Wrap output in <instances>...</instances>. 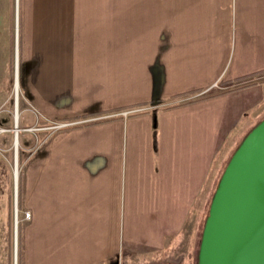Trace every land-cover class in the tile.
Here are the masks:
<instances>
[{"label": "crops", "instance_id": "crops-1", "mask_svg": "<svg viewBox=\"0 0 264 264\" xmlns=\"http://www.w3.org/2000/svg\"><path fill=\"white\" fill-rule=\"evenodd\" d=\"M262 120L264 0H0L17 264H176Z\"/></svg>", "mask_w": 264, "mask_h": 264}, {"label": "water", "instance_id": "water-1", "mask_svg": "<svg viewBox=\"0 0 264 264\" xmlns=\"http://www.w3.org/2000/svg\"><path fill=\"white\" fill-rule=\"evenodd\" d=\"M198 264H264V120L242 140L221 174Z\"/></svg>", "mask_w": 264, "mask_h": 264}, {"label": "rangeland", "instance_id": "rangeland-1", "mask_svg": "<svg viewBox=\"0 0 264 264\" xmlns=\"http://www.w3.org/2000/svg\"><path fill=\"white\" fill-rule=\"evenodd\" d=\"M14 100L16 101L17 108V101H19V97L16 93L14 94ZM88 119L89 118H78L62 123H81L84 120ZM55 124L58 123L51 122V130L54 129L53 126ZM48 127L49 126H41L39 127V129H43L40 131L46 133L49 132ZM0 130L2 129L0 128ZM0 134V264H17V255L15 253V197L14 194H12V191L14 182L16 180V169L20 174L22 166L20 164L17 165V157L15 155L16 153L18 154L19 151L17 149L16 152L13 145V134L11 135L7 132H1ZM8 135L10 136V138L6 137V139H3ZM7 144L9 149L2 151L4 149L3 147H5V145ZM221 174L218 176V178H220ZM10 190L11 196L9 197L7 192H9ZM210 203L211 199L203 200V205L205 206L203 207L202 215L200 217H195V219H191V221L189 222L187 229L184 231L185 238L181 243H179V255L177 256L178 261L176 264H198L200 240L205 219L208 215ZM26 212L29 211H23L21 213L18 211L17 218L19 221H21L22 218L25 220H29L31 218V215L29 218L25 217ZM18 264H20V258L18 260Z\"/></svg>", "mask_w": 264, "mask_h": 264}, {"label": "built area", "instance_id": "built-area-1", "mask_svg": "<svg viewBox=\"0 0 264 264\" xmlns=\"http://www.w3.org/2000/svg\"><path fill=\"white\" fill-rule=\"evenodd\" d=\"M213 88H220V85H218V83H216L214 86H213ZM212 88H209L208 90H206V92H204V93H202V95L203 94H205V93H207L208 91H210ZM137 111H139V109H135V110H126V111H124V112H122L121 113V115H123V116H128L129 114H131V113H133V112H137ZM102 119V117H93V118H89L88 120H84L83 122H81V123H58V124H55L54 126H53V128H55V129H62V128H66V127H69V126H73V125H81V124H87V123H91V122H96V121H99V120H101ZM30 212H26L25 213V217L26 218H29L30 217Z\"/></svg>", "mask_w": 264, "mask_h": 264}, {"label": "bare ground", "instance_id": "bare-ground-1", "mask_svg": "<svg viewBox=\"0 0 264 264\" xmlns=\"http://www.w3.org/2000/svg\"><path fill=\"white\" fill-rule=\"evenodd\" d=\"M16 94H17V92H18V84L16 83ZM17 116V117H16ZM15 117L16 118H18V112L16 113V115H15ZM16 145H17V143H16ZM17 147V146H16ZM16 152H17V149H16ZM17 178H18V171H17V169H16V172H15V179H16V182H17ZM17 184V183H16Z\"/></svg>", "mask_w": 264, "mask_h": 264}, {"label": "trees", "instance_id": "trees-1", "mask_svg": "<svg viewBox=\"0 0 264 264\" xmlns=\"http://www.w3.org/2000/svg\"><path fill=\"white\" fill-rule=\"evenodd\" d=\"M221 177V176H220ZM220 179V178H219ZM218 184V183H217ZM209 211V210H208ZM207 218V217H206ZM206 220V219H205ZM205 224V223H204Z\"/></svg>", "mask_w": 264, "mask_h": 264}]
</instances>
